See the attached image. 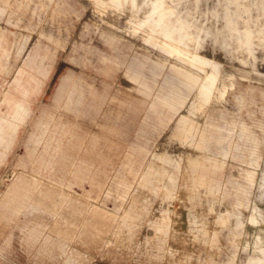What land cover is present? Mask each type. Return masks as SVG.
Here are the masks:
<instances>
[{
	"label": "rangeland",
	"instance_id": "374dc122",
	"mask_svg": "<svg viewBox=\"0 0 264 264\" xmlns=\"http://www.w3.org/2000/svg\"><path fill=\"white\" fill-rule=\"evenodd\" d=\"M35 2L32 0L29 3V8L35 9L32 13L17 4L12 7L19 9L29 20L36 21L39 5ZM54 8L66 10L67 15H58L57 18L70 30L61 33L59 38L47 37L54 47L45 40H29L25 47V50H29L28 55L24 59L21 56L17 58L29 71L37 73L41 84V103L34 105L28 132L37 125L43 127V111L56 118L50 123L47 132V138L53 136L54 141L59 136L58 120L63 117L85 127L83 120L66 113L61 108L62 103L57 105L53 101L62 80H66L69 88L73 89L78 77L86 78L93 83L97 92H105L106 99L115 94L117 99L123 101V112L116 117L115 112L108 111L104 119L119 135L118 138L107 136L103 141L105 147L111 148L110 152H106L105 148V153L110 156V165L102 172L94 167L86 171L89 177L107 185L112 177L111 172L128 147L145 146L153 151L158 144L170 145L166 140L147 141L139 138L137 130L145 120L147 123H156L153 110L161 109L160 106L164 104L173 112L172 122L179 125L180 120L186 118L188 109L196 105L194 92L198 82H202L203 86L211 88L215 94L210 111L215 107L238 114L244 111L251 124L250 132L254 136L251 137V146L254 149L251 155V150L247 148V163L255 156L253 168H249L242 160L238 164L229 163L225 169L214 173V177L225 189L230 185L237 187L246 183L252 193L257 172L260 174L261 183L254 189L255 196H252L249 206L242 208V216L237 223L236 253L231 264H264V0H52L47 11ZM7 28V38L9 44H12L16 27L7 24ZM46 35L51 36L49 33ZM168 48L174 49L176 53L168 55ZM7 78L8 75L1 76L0 83ZM100 80L107 83V88L103 89ZM84 90L89 91L87 85H84ZM88 99L89 96H85V104L89 102ZM117 105L112 103V106ZM0 108H5V105H0ZM2 117H6L5 114H0V119ZM196 125L194 123L192 126L197 129ZM86 129L90 133L94 128L88 126ZM174 131V135H177L175 141L185 133L184 127L180 126ZM21 137L18 149L9 156V160H4L10 166L22 157L23 150L34 148V137L30 133ZM86 140L87 136L82 143ZM42 145L40 142L37 149L28 154L26 160L34 164L24 177L30 180L29 171H33L42 176L58 177L59 180L67 178L72 170L67 169V159L63 158V153H54L51 149L41 152ZM0 149L3 151L4 143H0ZM64 150L65 155H77V163L84 154L81 146L74 152L68 142ZM5 169V165L1 164L0 199L6 187L20 177L6 172L8 175L1 178ZM238 169L249 171V176L244 178L239 173L236 175ZM15 171L19 172L20 168L16 166ZM35 184L31 186L32 190H25L27 184H21L16 190L31 195L27 203L37 202L44 206L50 202L43 198L45 193L58 195L53 186L44 182ZM71 188V195L66 199L68 203H74L77 198L86 199L84 193L94 196L99 191L87 179L73 183ZM92 198H88L87 202L91 206L97 205ZM55 200L62 199L58 197ZM225 200L229 205L236 203L234 194L227 195ZM8 204L9 208L15 207L11 202ZM153 204L160 206L159 201ZM23 205L15 208L20 211L15 212L11 218L0 216L1 260L7 264H61L58 263L61 255L55 246L45 250V255L40 253L47 232L55 229L54 217L42 216L41 211L34 208L31 211L26 204ZM177 205L174 202V206ZM248 209L257 210L262 219L248 224ZM79 219L76 226L70 223V230L73 231L71 247L75 243L76 233L89 224L87 218ZM38 222L47 223L46 229L38 234L36 240L28 242L27 231L30 228L38 230ZM244 238L255 239L256 242L241 243ZM221 240L225 244L230 243L231 238L226 231L221 232ZM2 245L5 247L2 248ZM192 247L195 264H206L210 260V250L203 238H197ZM69 250L71 252L72 248ZM228 257L227 252H221L222 259ZM94 260L95 264H125L112 260L101 261L98 258Z\"/></svg>",
	"mask_w": 264,
	"mask_h": 264
},
{
	"label": "crops",
	"instance_id": "0c3cea01",
	"mask_svg": "<svg viewBox=\"0 0 264 264\" xmlns=\"http://www.w3.org/2000/svg\"><path fill=\"white\" fill-rule=\"evenodd\" d=\"M31 1L0 0V77L8 75L0 83V105H5V108H0V114L6 116L0 119V143H4V149L0 151V165L4 164L6 168L1 178L8 174L20 176L2 194L0 216L11 218L15 212L20 211L15 208L26 204L28 210L34 208L41 211L42 216L54 217L55 229L47 232L40 253L45 255V250H51L55 246L57 253L61 255L58 259L61 264H95V258L125 264H195L192 245L197 238H203L210 250V260L206 264H231L236 253L237 223L242 216V208L250 205L252 193L246 183L237 187L230 185L225 189L217 177H214V173L225 169L229 163L248 161L247 148L250 149L254 136L250 132L252 127L248 123L247 113L242 111L238 114L215 107L208 114V117L212 115V119H208V123L205 121L208 125L204 126V122L200 127L196 123L201 135L194 139V135L184 130L185 133L175 141L177 135H174V130L179 126L185 128V122L194 124L193 121L186 117L176 125L172 122L173 112L167 105L160 106L161 109L155 108L153 111L156 123H147L145 120L138 128L137 135L147 141L166 140L170 145L158 144L153 151L145 146L128 147L111 172L110 182L104 185L103 181L89 177L86 171L94 167L102 172L110 165V156L105 153V148L106 152H110L111 148L105 147L103 141L107 136L118 138L119 135L104 119L108 111L115 112L116 117L123 112V101L117 99L115 94L106 99L105 92H97L93 83L86 78L78 77L73 89L69 88L66 80H62L53 101L57 105L62 103L61 108L66 113L83 120L85 127L63 117L58 120L59 136L54 141L53 136L47 138V132L50 123L56 118L43 111V127L37 125L28 132L34 105L41 103V84L37 73L29 71L17 58L21 56L24 59L28 55L29 50H25V47L29 40H45L54 47L48 38H59L61 33L70 30L57 18L58 15H67L66 10L54 8L47 11L52 0H36L35 4L39 5L36 21L29 20L19 9L12 7L17 4L32 13L35 9L29 8ZM7 24L16 27L12 44H9L7 38ZM100 83L103 89L107 88V83L101 80ZM84 85L88 86L89 91L84 90ZM87 95L89 102L85 104ZM114 102L118 103L117 107L112 106ZM146 117L145 115L144 118ZM210 124L212 132L209 133ZM88 126L94 128L90 133L86 129ZM27 133L34 137V148L23 150L22 157L10 166L4 160H9V156L15 153L22 141L21 136ZM86 136V142L82 143ZM233 137L236 143L243 144L238 153L235 146L236 157L229 158L226 157V151ZM40 142L43 143L41 152L51 149L54 153H63V158L67 159V169L72 170L67 178L59 180L58 177L42 176L33 171H29L30 180L24 177L34 164L26 158L37 149ZM67 142L74 148V152L80 146L84 149L78 163L77 155H65L64 146ZM220 153L225 154L220 156ZM16 166L20 168L19 172L15 171ZM81 179H87L91 186L98 187V193L91 196L87 192L83 194L86 199L77 198L74 203H68L66 199L71 195V185ZM35 182L53 186L58 195L45 193L43 198L50 202L44 206L37 202L27 203L31 195L25 190H32L31 186L36 185ZM21 184L28 185L25 192L16 191ZM229 194L235 195L236 203L233 205L225 200ZM58 197L62 200L56 201L55 198ZM88 198L96 199L97 205L92 207L87 202ZM155 201H159L160 206H154ZM9 202L15 206L13 209L7 206ZM174 202L178 205L174 206ZM80 217L87 218L89 224L76 233L75 243L71 247L73 231L70 230V223L73 222L76 226ZM36 226L39 227L38 230L30 228L27 231L28 242L36 240L39 233L46 229L47 223L38 222ZM222 231H226L231 238L229 244L221 240ZM222 251L227 252L229 257L222 259ZM0 264L7 262L0 258Z\"/></svg>",
	"mask_w": 264,
	"mask_h": 264
},
{
	"label": "bare ground",
	"instance_id": "6f19581e",
	"mask_svg": "<svg viewBox=\"0 0 264 264\" xmlns=\"http://www.w3.org/2000/svg\"><path fill=\"white\" fill-rule=\"evenodd\" d=\"M239 1V0H238ZM240 3V2H239ZM149 27V26H148ZM138 28V27H137ZM139 29H141L139 27ZM182 48V47H181ZM172 53H176V51H174V49H170L168 48V55L172 54ZM190 54V53H189ZM209 79V77L207 78ZM212 86V83L210 82V87ZM195 96L194 98L196 99V101H194V103L196 104L193 108L191 109H188V112L185 114V116L190 120V121H193V123H198L200 126L202 124H204L205 121H207L208 123V119H212V115L208 117V114L210 113V105L212 103V100H213V97L215 96L214 92L211 90V88H208V87H205L203 86V83L202 82H198V86L196 87L195 89V92H194ZM207 98V100H205L204 97ZM204 105L206 107H204ZM250 114V113H249ZM181 121V120H180ZM182 122V121H181ZM185 128L184 130L187 132V133H190L192 135H194V139H196L199 135H201L200 131L198 132L197 129L195 127H193L192 123H189V122H185ZM211 129V130H210ZM209 133L210 131L212 132V124H210V128L208 129ZM242 142L241 143H236L235 142V137H233V139H231L230 141V144L227 146L228 150L226 151V157H229V158H233V157H236V155L234 156V147L236 146L237 148V153L239 151V149L242 147ZM253 149H254V146H250V150H251V155L253 154ZM225 153H220V156H224ZM255 156H253L251 158V160L249 161V163H247V166L249 168H253V165L254 162H253V158ZM259 158V157H258ZM236 175L237 173H239L240 175H243V176H249L250 172L247 171V170H239L237 172H235ZM259 173L257 172V175L255 177V182H254V189H256V186H258L261 181L259 179ZM139 176V175H138ZM262 177V176H261ZM136 178V177H135ZM263 184V183H262ZM94 185V184H93ZM95 186V185H94ZM253 189V192H252V196H255L254 191ZM111 196V195H110ZM113 197V196H111ZM110 197V198H111ZM115 198V197H114ZM31 199V198H29ZM104 199V198H102ZM96 200V199H95ZM109 200V199H108ZM112 201V200H110ZM252 208V207H251ZM260 213V212H259ZM56 216V215H55ZM264 217V216H263ZM262 219L261 216H259L258 214V211L257 210H250L248 209V212H247V215H246V222L248 224H251L253 222H258V220ZM94 225V224H93ZM254 238V237H253ZM241 243H255L256 240L255 239H241L240 241ZM68 257V256H67ZM65 260V259H64Z\"/></svg>",
	"mask_w": 264,
	"mask_h": 264
}]
</instances>
